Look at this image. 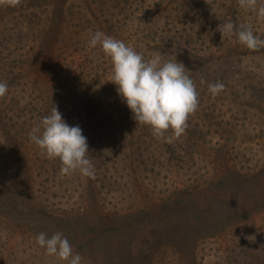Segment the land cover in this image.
I'll return each instance as SVG.
<instances>
[{"label":"rangeland","instance_id":"rangeland-1","mask_svg":"<svg viewBox=\"0 0 264 264\" xmlns=\"http://www.w3.org/2000/svg\"><path fill=\"white\" fill-rule=\"evenodd\" d=\"M100 6L109 7L104 18ZM22 7L23 16L39 24L51 14L62 18L64 9L68 43L54 49L65 55L57 69L63 66L79 91L74 98L54 85L64 101L56 106L70 126L82 128L95 175L62 174L59 160L47 159L29 139L43 118L38 111L47 107L50 114L55 107L31 100L41 87H52L46 84L50 73L28 63L27 78L13 72L15 61L37 58L29 44L15 45L11 36L0 47V82L8 85L0 97V264H67L45 255L36 243L40 232L63 233L82 264H264V47L250 50L218 29L231 21L264 39V18L240 0H23ZM16 9L0 0L3 35L13 34ZM96 31L146 60H176L178 53V62L196 63L193 70L200 64L202 87L193 79L199 105L180 137L170 129L165 136L171 142L157 139L141 124L103 128L107 134L98 137L87 125L79 99L93 101V90L115 86L110 59L99 46H88ZM91 66L93 79L82 72ZM36 76L41 87L33 83ZM217 82L224 88L213 96L209 85Z\"/></svg>","mask_w":264,"mask_h":264},{"label":"clouds","instance_id":"clouds-1","mask_svg":"<svg viewBox=\"0 0 264 264\" xmlns=\"http://www.w3.org/2000/svg\"><path fill=\"white\" fill-rule=\"evenodd\" d=\"M19 0H10L14 6ZM244 8L255 9L264 18V4L257 7V0H240ZM222 35H235L238 42L250 50L264 47V39L254 33L250 26L227 21L219 25ZM90 48L99 46L112 63L111 83L126 104L137 124L150 127L157 139L171 142L173 137L165 136L172 130L174 137H180L187 128L190 114L199 105L198 92L193 79L187 74L185 65L176 60L163 61L161 55L145 59L124 41L106 36L97 31L88 42ZM204 81H201L203 83ZM223 83L209 85V92L216 96L223 90ZM8 92V85L0 82V97ZM29 139L50 160H59L62 174L78 171L85 177L94 178L95 168L89 158L87 137L79 125L70 126L55 105L49 115L29 133ZM36 243L45 255L67 264H82L83 257L74 253L72 245L61 232L49 236L40 232Z\"/></svg>","mask_w":264,"mask_h":264},{"label":"trees","instance_id":"trees-1","mask_svg":"<svg viewBox=\"0 0 264 264\" xmlns=\"http://www.w3.org/2000/svg\"><path fill=\"white\" fill-rule=\"evenodd\" d=\"M66 1L67 0H62V3H66ZM84 2L86 5L88 4V2H86V1H84ZM22 3H23V0H19V2L17 3V9L13 12L12 20H15V23L13 26L15 29H13V34H10V36H9L8 33H6L7 35H5V33L3 35L2 32H0V41H1L0 47H2L4 41H6L7 39H12L11 36L13 37L12 42H14L15 45H25V44L30 45V47L32 48V51H31L32 56L37 58V59L35 58L36 59L35 62L31 63L30 62L31 59L28 58V62L20 63L19 61H15V66H12L9 68L13 69V72L15 70H17V71H15V73H17L18 76L22 79L24 78V76H25V78H27V75L25 73V71H28V69L26 67L27 63L29 64L30 69L36 67L38 73H42V72L43 73L44 72L50 73V75L46 77V80H47L46 84H48L52 87L42 88L41 86L44 84V81L41 80L37 76H36L37 81H34V82L32 81L37 86L41 87L40 88L41 90L38 92V96H36L35 99H31V100L36 102L35 105H37V103H40V102L45 103V102L50 100V103H52L53 107L55 105L58 106V103L64 102V101H62L63 91L61 90L62 88H60V89L55 88L54 85H56V86L62 85L65 88H68L69 90H67V92L69 94H72L70 96H72L74 98L76 97V93L78 96V91H79L75 87V85H73L74 80L72 78H70L69 76H67L69 74L63 69V66H61L60 70L57 69L59 64H61V61L59 58H61V56L64 57L65 55H64V53H60L61 56H58L56 53L57 50H54L55 47L60 46V44L63 45L64 43H68V42H66V38L63 37V34H64V30H66V28L64 27V24L69 26V21H67L66 18H64L65 13H63V11H64V9H63V10H61L62 11V18H56V17L52 16V14H51L50 15L51 17L49 15L45 16V22L44 23L41 22V24H39V22H36L33 19H31V15L25 14L23 16L22 13L26 10V8L22 7ZM90 4L95 5L96 7H99L93 1H91V3H89V5ZM89 5H88V9L90 8ZM100 7L101 8H100V10H98V13H100V15H101L100 18H104L106 15L109 14V13H107V10H106V9H109V7L108 6H100ZM2 15H3V12L0 11L1 22L3 24H6V22H5L6 19ZM66 15L71 16V14H69V13ZM22 18H24L25 22H22V20H21ZM32 18H36V15H33ZM104 23H107L106 19H104ZM99 25H100V23L98 24V26ZM100 27L101 26H99V28ZM69 42H70V38H69ZM171 44H172V42H170V46L167 48H170ZM77 45H80V44H77ZM72 47H73L72 44H70L69 47H67V48H72ZM163 47H166V45L164 44ZM63 48L65 49L66 47L63 46ZM80 49H79V51H80ZM177 51H181V50H177ZM17 52H19V48L17 49ZM73 52L75 53V51H73ZM182 53L184 55H187V53L185 51H182ZM188 56L192 57L191 54H189ZM180 58H181L180 54L176 53L175 59L178 60ZM195 64H196L195 62H192V65L186 64L185 67H187V70H189V72L192 71V73H190L189 76L192 79L195 78L197 80V84H196L197 87H200V86L202 87L203 83H201L202 80H200L201 78H199L200 77L199 75H201L199 72L200 69H198L200 64L198 65L196 71L193 70V69H195L193 67V65H195ZM4 65L5 64H3V66ZM92 65L97 70L102 71L101 67L95 66L94 64H92ZM189 65H190V67H189ZM92 68H93L92 66L90 68H88V67L84 68L83 67L82 72L86 73L83 76H90L92 73ZM3 73H4V71H3V69H1L0 74H3ZM17 74H15V76H14L15 79H18ZM80 75L82 76L81 72H80ZM93 76L94 75H92L90 77L92 78ZM3 79L5 80V78H3ZM83 86H84V84H80V87H83ZM112 89H114L115 91H113ZM110 91H111V93H110ZM112 91H113V93H112ZM46 92L50 93L51 96H53V97H50L51 99L50 98L47 99L45 97ZM98 92H99V94L100 93L106 94L105 95L106 100L103 99L101 95L98 96V94H96ZM58 93H60V96L55 95ZM80 93L82 96L86 95L85 93L83 94V92H80ZM92 93H93L92 97L94 99L93 101L84 100L85 97L81 98L79 100L83 105L84 120L85 121L91 120V122H88L89 124H87V125H91V128L94 129L95 131H97V134H99L98 137L103 136L104 134L106 135L108 129L114 128L115 126L128 127V126L137 125L136 121L132 118V114H131L130 110L127 108L126 104H124L121 101L120 97L118 96V94L116 92V85L114 87L113 86L108 87V88L102 89L100 91L93 90ZM17 104H18V100L15 99L13 102V107H16ZM46 106L47 105H44V107H46ZM36 107H38V106H36ZM43 109H45V108H42L38 111L39 117L40 116L44 117L46 115H49V113H48L49 109L46 107L44 112L41 111ZM103 128H105L107 131L104 130V132H103ZM219 177H224V175H220ZM183 194H185V192H180L179 195H183Z\"/></svg>","mask_w":264,"mask_h":264}]
</instances>
